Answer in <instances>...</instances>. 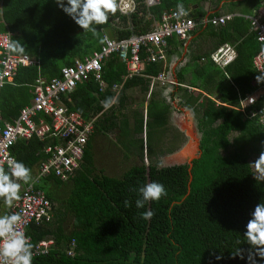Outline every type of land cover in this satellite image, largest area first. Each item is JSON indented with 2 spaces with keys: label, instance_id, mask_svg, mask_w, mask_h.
<instances>
[{
  "label": "trees",
  "instance_id": "obj_1",
  "mask_svg": "<svg viewBox=\"0 0 264 264\" xmlns=\"http://www.w3.org/2000/svg\"><path fill=\"white\" fill-rule=\"evenodd\" d=\"M136 1L138 11L130 17H121L118 27L123 29L114 28L117 30H114L115 37L123 39L135 33H145L154 19L175 6V1H185L182 3L184 7L191 8L196 4L200 6L202 0H162V4L151 8L146 7L144 0ZM109 15L115 19L118 13ZM189 15L197 22L203 21V11L193 10ZM110 26L107 21L96 25L95 31H84L57 5L56 0H0V32L12 34L13 52L27 53L41 62L40 66L21 67L17 72L16 82L26 84L22 93L26 97L33 92L31 85L35 84L39 74L50 81L61 76L63 67L75 66L77 58L84 60L102 44V30L106 31ZM210 26L220 38L219 46L238 39L241 42L236 46L238 55L235 61L225 72L219 69V73L214 74L210 69L206 79L203 78V83L210 80L213 87L219 89V99L227 104H218L207 98L196 111L203 138L200 156L192 159V164L160 166L159 161L146 162L145 138L136 137V134L144 133V122L137 120L135 125L131 124L128 116L122 123L127 137L126 155L128 159L135 156L140 159L119 176L79 171L64 183L54 173L41 176L40 165L49 155L44 152L43 141L38 136H32L22 146L14 145L12 152L17 155V160L31 171L37 167L42 181L54 185L71 183L73 186L64 202L46 193L52 204L54 199L59 203L58 208L55 207L54 219L48 225L46 223V233L54 232L59 248L47 255L33 257L32 264H264V252L260 253L244 235L255 206L264 202V177L256 179L253 167L264 151V125L258 117L245 116V112L238 108L241 94L245 97L250 93L254 82L264 85V75L253 65L254 57L264 50V45L243 18L219 27L203 23L198 31ZM246 41L247 48L243 47ZM115 61L109 60L106 64L107 80L109 76L117 78L116 68L120 73L125 72V66L118 62V58ZM159 72L161 66L157 63L149 64L146 69L151 75ZM216 75L219 80L214 79ZM112 80L109 81L110 87L115 83ZM141 83L150 81L136 76L125 84L124 89ZM89 89H99L98 84L93 80L83 81L79 92L72 97L80 96L85 101L84 93L88 94ZM5 90L17 93L10 86H5ZM104 98L109 96L106 94ZM199 99L200 96L195 101ZM165 113L152 109L149 115V155L152 154L150 141L166 124ZM55 140L59 142L57 138ZM93 156L86 152V159L91 164ZM153 181L163 184L167 195L137 208L136 200L140 198L137 190ZM125 201H129L130 206L126 207ZM146 211L154 212L148 220L140 215ZM73 240L77 247L76 255L71 257L65 248Z\"/></svg>",
  "mask_w": 264,
  "mask_h": 264
},
{
  "label": "crops",
  "instance_id": "obj_2",
  "mask_svg": "<svg viewBox=\"0 0 264 264\" xmlns=\"http://www.w3.org/2000/svg\"><path fill=\"white\" fill-rule=\"evenodd\" d=\"M184 2L175 1L174 2L176 3L175 6L173 7L171 6L169 10L167 9L164 12L175 10L176 5L178 3H184ZM143 3H145L147 8L153 7V6H148L147 0H144ZM160 3L162 4V0ZM160 3L158 5H160ZM138 9H139V4H138ZM185 9H187L190 12V14L193 10L203 11L202 19L206 21L208 19H212L219 16H227L228 19L226 23L228 25H230L231 22L234 23L237 22L239 19L243 18L245 21H248L249 26L251 27L250 18L254 17L257 12L260 13L264 9V0H221L220 2H216V1L213 2V0H202L200 2V6L196 4V5H192L191 8L185 7ZM117 13L118 15L115 19L112 18L111 15H109L108 21L111 24V26L106 31L105 29L102 30L104 32L102 44H100L97 49L92 50L91 53L87 54L85 57L91 56L94 52L99 51L105 42L106 36H109L113 39H119L118 37H115L117 30L114 28L117 27L123 29V27H118L119 22L121 21V17L122 16L130 17L132 14L124 15L120 13V11H117ZM207 24H211V23L208 22ZM151 25L152 22L150 24V28L146 32H148L151 29ZM219 26L220 25H217L215 27H219ZM131 27L129 26L128 28L130 29ZM198 28L199 26L191 35L187 36V38L174 37L170 39L169 45L166 49V54H167L166 60L164 62L157 63L161 66V72H164L166 74L165 84L158 85V87L152 85L151 77L157 75H151L146 73V69L148 65L152 63L146 59L147 53L144 52L145 57L143 58L144 62L142 66V69L144 70L143 75H135L133 77L139 76V77L147 78L149 79L150 83L147 84L141 83L124 89L125 84L128 83V81L133 77L129 78L126 64L121 60L119 55L113 54L104 61L103 84L98 83L93 77L89 79V81L93 80L94 82H96L98 84L99 89H89L88 94L84 93L85 101H82V98L80 96L74 99L72 95L79 92L80 83L82 84V82H80L76 87V89L71 94L63 97V101L65 100L64 103L70 111L81 114L85 119H90V118L96 119V130L90 136L86 146V152H88L89 154H93L94 160L91 164L90 161L86 159V152H85L81 169L76 171L75 175L79 171L86 173L89 170H91L94 173H97L98 175L99 174L110 175L107 174L106 171L103 168H100L99 165H97L96 163L95 151L106 150V148L102 147L103 145L107 146L108 144H111L112 145L111 152H113L115 146H118L119 147L118 152H121L123 155L122 156L115 155V156H117L119 160L128 159V157L127 158L124 157V155H126V149L124 147L125 140L123 138L124 133L122 129V123L125 116H128L129 121L131 122V124L134 125L137 120L138 121L143 120L144 122V133L142 135L136 134V137L145 138L143 145H144V155L146 162H150V160L159 161L160 159L166 158V156H171V155L173 158H177L178 151L182 150L187 144L186 142H184L185 138H188L190 140V138L194 137L193 140H195V137L197 136L195 135V132H193V137H192L188 132V130L192 129L193 125L196 128L197 132L200 133V135L202 134L200 119L196 112L197 110L201 109V107L199 106L207 98H211L215 100L218 104H225V105L227 104L221 102V100L219 99L220 96L219 89H217L216 87L214 88L213 83H211L210 80H207L203 83L202 82L203 78L206 79V75L208 74V71L210 69L214 71V74H218L219 69L225 72L226 68L235 61L238 55L236 46L241 42V40L238 39V41L237 40L232 41L234 43L226 42L219 46L220 38L214 34L215 29L213 27L210 26L200 31H198ZM247 44L248 41L244 43L243 47L247 48ZM227 48L230 49L231 54L229 51H227V53H224V51ZM115 58H118V62H120L125 66V72L120 73L118 72V68H116V73L115 72L114 73L117 75V78L113 79L112 76H109V80H107L105 74L106 64L109 60L116 62ZM226 58H228L230 61L224 64L223 60ZM78 60L81 59L77 58L75 64L77 63ZM190 65L196 66L195 74L197 76L196 77L197 80L193 82L191 81L194 80L191 77V73L187 72V68ZM253 65L254 68L257 70V72H260L256 67V65L254 64V59H253ZM75 66H71V67H75ZM209 66L211 68H209ZM260 74L264 75V71L262 73L260 72ZM40 75L42 74H39V76ZM16 77H17V73L13 79L7 81L4 84H0V109L2 112L4 122H14L19 117L22 108L31 105L35 95L36 82L35 84L31 85V87L33 88V92H30V95L26 97V95L22 94L24 93L23 89L26 86V84H23L21 81L16 82ZM61 77H62V70H61V76L55 78H61ZM116 79L120 81L119 82L115 81ZM214 79L219 80V76L216 75ZM110 80H112V82H115L113 83L112 87H110L109 85ZM199 80L200 82H198ZM115 85H118L117 89L114 88ZM5 86L12 87L13 88L12 91L21 93V95H16L17 93H12V92L7 93L5 90ZM262 86L264 85H260L258 81L254 82V89L250 93L246 94V96L247 97L251 96L252 92H256ZM154 87H156V89ZM195 91H199L198 93H200L201 95L200 94L195 95ZM100 93H104V94H100ZM106 94L109 97L114 98V103L110 108L107 109H105L102 105V102L105 100L104 96ZM121 95L123 96L122 100L120 99ZM191 96H193L194 98H191ZM198 96H200L199 101H195V98ZM245 97H243V95L241 94V97L239 99L240 104L238 105V108L241 111H243L244 109L242 107L241 101ZM261 103L263 104V102ZM260 105L261 104L259 102L258 106ZM152 109L154 111L159 109V111L162 110L163 112L164 110L166 112L165 113L166 124L161 126L160 129H158V135L155 139L152 140V144H151L152 154L149 155L148 150L150 148L147 139V122L150 119L149 115ZM48 121H50V118L48 119ZM171 124L174 125V128L169 127ZM182 132H186V133L183 134ZM202 138H203V134L201 136V140ZM29 139H19L15 145L22 146V144L26 143V141ZM40 139L43 141V145H44L43 148L45 153H47V148L49 146L53 144H58L60 142V140L59 142H56L54 137L53 138L47 137L45 139L43 138ZM174 141L175 143H177V147L174 146L175 144ZM96 146H99L98 149H96ZM196 153L197 152H195L194 155H196ZM14 156L17 157L16 154ZM135 158L140 159V156H135ZM135 158L132 157L129 159H135ZM187 158L188 159L191 158V155L188 154V156L183 159L186 160ZM45 160L46 158H44L43 161ZM40 163H38V166L40 165ZM174 164H182V163H174ZM5 170L8 171L7 169ZM114 170L116 171L117 169H113V171ZM31 174L33 179L30 182L35 183L36 185L35 188L37 190H41L45 192V194L46 193L53 194L54 198H58L59 201L64 202L67 194H71V192L73 191L72 190L73 186H71V183L67 185H54L53 182L46 183L45 180L42 181L40 177H38L39 170L37 167L31 171ZM120 174L121 173H119L117 176H119ZM63 182L67 183L68 181H63ZM19 183L21 184L20 193H19L20 196L24 189L25 183L23 181H20ZM17 201L18 200L14 201L12 206L9 207L4 203V200L0 198V215L13 214L12 210ZM52 206H53L52 213L54 219L55 207L59 206V203L56 201V199H54ZM46 223L48 225V222H40V223L34 222L31 225V227L27 229V234L31 238V244L33 245V248H35L41 242H48L50 251H52L53 249L59 248L58 241L56 240L54 232L46 233ZM36 233H41V234L40 236H35ZM34 237H37L36 241H34ZM44 255L47 254H42L40 256H44Z\"/></svg>",
  "mask_w": 264,
  "mask_h": 264
},
{
  "label": "built area",
  "instance_id": "obj_3",
  "mask_svg": "<svg viewBox=\"0 0 264 264\" xmlns=\"http://www.w3.org/2000/svg\"><path fill=\"white\" fill-rule=\"evenodd\" d=\"M160 2L161 0H147L148 6H155ZM119 4L125 9L124 12L120 11L124 15H131L138 10L135 0H120ZM176 11L177 9L166 11L160 19H154L151 29L146 33L133 34L123 39L106 36L99 51L85 57L84 60H78L75 67H64L61 78L49 81L40 75L36 81V91L31 105L22 108L14 122H4L0 109V166L8 168L10 159L17 160L12 148L19 139H29L34 135L43 139L54 137L60 142L47 148L49 157L41 164V176L47 177L54 173L62 181L73 177L76 169L82 165L81 160L84 159L88 140L96 130V119H85L81 114L70 111L63 97L71 94L80 82L92 77L103 84V64L113 54L119 55L126 64L129 78L143 75V51L147 53L146 59L149 62H164L170 39L187 38L200 24L210 22L215 26L224 25L228 19L227 16H219L197 22L190 17L188 10L187 16L179 18L174 15ZM250 22L257 40L264 45V9L251 17ZM225 51L230 52V49L227 48ZM228 60L224 59L223 63H227ZM254 64L261 73L264 71V50L254 57ZM25 66H40V62L29 54L14 53L12 34L0 32V84L13 79L18 69ZM151 78L152 85L156 82L162 84L166 82L164 72ZM114 88L117 89L118 85ZM258 102L261 105L255 107ZM241 104L246 115L250 118L258 117L264 125V86L251 96L243 98ZM35 186L34 182L24 184L22 194L12 210L13 214L20 215L21 221L17 228L25 233L30 243L31 238L27 234V229L34 222H50L53 218L52 202L45 192L37 190ZM76 247L77 243L73 240L67 255L74 256ZM32 252L33 257L48 254L50 252L48 242H41L32 248Z\"/></svg>",
  "mask_w": 264,
  "mask_h": 264
},
{
  "label": "clouds",
  "instance_id": "obj_4",
  "mask_svg": "<svg viewBox=\"0 0 264 264\" xmlns=\"http://www.w3.org/2000/svg\"><path fill=\"white\" fill-rule=\"evenodd\" d=\"M120 0H56L57 5L69 15L75 23L84 31L96 30V25H103L109 20V14L117 11L124 12L125 9L119 4ZM176 17L188 15L182 3L176 5ZM18 50L22 51V48ZM161 63V62H157ZM114 98H106L102 105L105 109L112 106ZM256 168L254 176L256 179L264 177V151L253 163ZM31 169L23 162L10 159L8 161V171L0 166V198L11 207L13 202L20 198V181L29 183L32 181ZM139 197L136 200V207L143 208L149 201H158L167 195L163 184L153 181L140 187ZM125 206H130L129 201H125ZM141 217L150 219L154 212H142ZM19 214L0 215V264H32L33 245L28 240L24 232L18 230L20 223ZM245 237L260 253L264 252V202L258 203L251 213V219L246 224Z\"/></svg>",
  "mask_w": 264,
  "mask_h": 264
},
{
  "label": "rangeland",
  "instance_id": "obj_5",
  "mask_svg": "<svg viewBox=\"0 0 264 264\" xmlns=\"http://www.w3.org/2000/svg\"><path fill=\"white\" fill-rule=\"evenodd\" d=\"M224 53H227V51H224ZM230 60H228V62H229ZM209 68H211L210 66H209ZM195 69H196V66L195 65H190L188 68H187V72H189V73H191V77L194 79V80H191V79H189V80H191L192 82L193 81H196L197 79H196V74H195ZM165 79H166V74H165ZM198 82H200V80L198 81ZM162 83H160V82H156L155 84H154V86H157L158 87V85H161ZM155 89H156V87H154ZM199 91H195V95H197V94H200V93H198ZM110 108V107H109ZM195 125H196V123H195ZM170 128H174V125L173 124H171L170 126H169ZM192 129H193V131L195 132V135H197L198 136V138L200 137V133H198L197 132V130H196V128L194 127V125H193V127H192ZM183 134H185L186 132H182ZM171 134V133H170ZM203 134V133H202ZM202 134H201V136H202ZM126 135H124L123 136V138H124V140H125V143H127V139H126V137H125ZM234 136H236V135H234ZM114 138V137H113ZM189 139L188 138H185V140H184V142H186V143H188V145H190L191 143H193V142H189L188 141ZM188 141V142H187ZM178 142V141H177ZM125 143H124V146H125ZM174 143H175V141H174ZM151 144H152V140L150 141V146H151ZM179 144V143H178ZM174 146H176L177 147V143H175L174 144ZM98 147L99 146H96V149H98ZM103 148H106V150H104V151H101V150H99V151H95V155H96V163H97V165H99V167L100 168H103L105 171H106V173L107 174H110V175H112V176H117L119 173H122L124 170H126V169H128V168H130L137 160H139V158H135V159H126V160H124V159H122V160H119L118 158H117V156H115V155H120V156H122L123 154L121 153V152H118V150H119V147L118 146H115L114 147V149H113V152H111V150H112V145L111 144H108L107 146H105V145H103L102 146ZM126 147V146H125ZM127 149V148H126ZM124 157L125 158H127V155H124ZM172 157V155L171 156H166V158H162V159H160L159 160V165L160 166H167V165H173L174 163H188L189 162V159L187 158L186 160H184L183 158L181 159V158H179V157H177V158H171ZM81 161H83V160H81ZM125 161H128V162H125ZM135 161V162H134ZM83 163V162H82ZM140 162H138V164H139ZM40 167H41V165H40ZM253 167H254V169L256 170V168H255V166L253 165ZM5 169H7L8 170V168L7 167H4ZM81 169V164H80V166L76 169V171H78V170H80ZM113 169H117L116 171L114 170L113 171ZM118 173V174H117ZM70 180V178L68 179V180H65V181H69ZM22 194V193H21ZM21 196V195H20ZM19 200V199H18ZM53 207V206H52ZM51 222V221H50ZM69 250H70V248H69V246L68 247H66L65 248V251H66V253L67 252H69ZM76 255V254H75ZM74 255V256H75ZM74 256H71V257H74Z\"/></svg>",
  "mask_w": 264,
  "mask_h": 264
},
{
  "label": "water",
  "instance_id": "obj_6",
  "mask_svg": "<svg viewBox=\"0 0 264 264\" xmlns=\"http://www.w3.org/2000/svg\"><path fill=\"white\" fill-rule=\"evenodd\" d=\"M188 132L193 137L194 131L192 129H190V130H188ZM193 138H190V140H189V142H193V143H191L190 145H188V143H187L186 146L182 150L178 151V154H177V157H179V158H185L188 156V154H190L191 155V158H189L190 164H192V159L200 156L201 135L199 138H198V136H196L195 140H193ZM195 152H197L196 155H194Z\"/></svg>",
  "mask_w": 264,
  "mask_h": 264
},
{
  "label": "flooded vegetation",
  "instance_id": "obj_7",
  "mask_svg": "<svg viewBox=\"0 0 264 264\" xmlns=\"http://www.w3.org/2000/svg\"><path fill=\"white\" fill-rule=\"evenodd\" d=\"M245 116H246V114H245Z\"/></svg>",
  "mask_w": 264,
  "mask_h": 264
}]
</instances>
